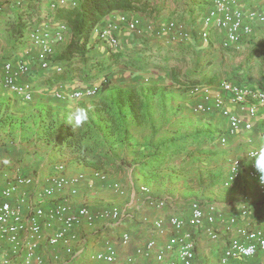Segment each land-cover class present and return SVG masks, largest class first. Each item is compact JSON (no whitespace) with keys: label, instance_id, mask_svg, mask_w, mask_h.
Masks as SVG:
<instances>
[{"label":"crops","instance_id":"obj_1","mask_svg":"<svg viewBox=\"0 0 264 264\" xmlns=\"http://www.w3.org/2000/svg\"><path fill=\"white\" fill-rule=\"evenodd\" d=\"M53 1L56 0H0V64L7 60L15 62L21 59L29 63L30 73L21 81L29 82L33 88V98L27 102L0 88V117L6 111L4 117L12 115L20 119L28 117L31 108L45 111L54 101H77L86 104L114 89H128L154 82L163 84L168 81L181 88L188 83H196L208 85L216 91L219 83L227 80L264 91V22H253L251 34L242 37L238 44L228 48L222 47L220 43L223 31L212 26L208 28V43L202 42L196 35L189 40L179 41L156 33L158 26L168 20L183 22L196 32L201 28L200 15L213 0H134L133 9L120 12L138 18L141 32H131L120 24L115 32L118 39L116 47L107 45L91 32L84 56L72 54L69 58L59 57L71 39L72 33L67 27L63 40L55 45V57L51 67L42 70L35 60L36 50L28 39L29 29L43 24L55 27L57 23H65L62 18H56L57 8H73L80 3V0H75V6L66 3L51 8L50 3ZM238 2L245 9L264 6V0ZM120 12L107 15L102 25L116 21ZM18 23L24 24L22 36L17 34ZM57 65L62 67L61 72L55 70ZM104 76L109 79V86L97 96L79 100H61L55 97L59 90L67 91L99 83ZM225 98L226 108L237 114L243 122L249 123V129L242 128L234 134H228L226 118L218 111L192 114L191 106L196 101L194 96L185 98L177 105L180 109L179 116L193 117L190 124L194 130L209 128L210 132L215 134L213 138L210 136L199 144L191 143L194 149H197L195 151L205 148L211 152L213 160L216 157L225 159L226 163H220V173L215 168L216 163L211 164L209 168L196 164L193 170H184V165L175 164L171 175L166 176L170 177V180L163 179V182L155 187L151 184L148 186L146 181L138 177L136 167L139 160L133 157V145L123 141L125 130L121 127L114 129L113 135H110L102 125L104 129L98 133L107 138V147H104V150L110 148V152L113 151L110 160H107L106 179L102 181L94 176V172H102L96 164L84 165L69 160L63 162L61 153L55 146L57 138L50 135L45 126L40 127L39 132L30 129L26 132L30 137L26 138L17 129L10 134L9 124L0 119V182L4 183L6 178L10 179L16 174L32 177L34 181L32 186L22 188L26 191L22 205L25 216L30 206L40 203L47 207L62 199L70 201L74 208L86 205L92 212L106 207H118L124 212L118 220H96L91 226L82 222L76 227L77 238L73 242L72 256H67L65 247L61 244L48 245L46 237L51 228H44L45 234L37 249V253L43 258V264H61L53 260V253H57L61 260L69 257L66 264H95L94 254L102 251L106 242L112 244L116 250V260L112 264H163V261L156 259V254L162 250L172 230L167 225L163 232H159L154 228L153 221L158 218L167 221L173 215L188 217L191 201H198L201 205L215 204L225 219L236 214L239 217L238 225H264V190L247 175V168L252 163L248 152L264 143V107L255 104V112L250 115L243 106L231 102L228 94H225ZM136 110V114L129 113L124 119L129 117L131 121L140 120V112L145 110L144 106L137 107ZM114 118L116 121L121 120L119 115ZM126 131L127 135H132L131 129ZM221 136H225L224 143L219 141ZM203 143L205 145H202ZM5 159L9 163L5 164ZM234 159L241 162V170L238 177L225 186L223 181L228 172V164ZM59 165L63 166L62 169L58 168ZM81 173L85 178L76 185L74 195L70 194L68 188L60 191L61 196L53 198L40 200L36 195L38 188L50 174L71 177ZM209 173L212 175L208 176ZM218 175L221 176L219 179ZM112 183L125 187L126 192L123 195L117 194L110 186ZM143 184L149 187L150 196L164 200L163 207L148 206V194L139 189ZM17 197H13V202ZM242 205L247 208V214L243 218L239 214ZM214 227L218 234L216 239H211L202 226L185 227L192 232L195 241V264H220L219 259L224 248L235 235L234 231H225L219 220L215 222ZM123 233L129 235L126 244L121 242ZM151 239L155 244L149 254H139L137 250L143 248ZM5 256L10 258V262L6 264H18V257L11 256L6 248L0 246V264ZM128 257L133 260L128 261ZM171 259L175 264H179L175 250H164L163 260ZM246 262L264 264V252L257 253L247 261L237 259L229 264ZM101 263L108 264L103 261Z\"/></svg>","mask_w":264,"mask_h":264},{"label":"built area","instance_id":"obj_2","mask_svg":"<svg viewBox=\"0 0 264 264\" xmlns=\"http://www.w3.org/2000/svg\"><path fill=\"white\" fill-rule=\"evenodd\" d=\"M70 4L76 5L75 0H56L50 3L51 8L56 5ZM253 22H264V6L260 8L245 9L240 6L238 0H213L212 4L200 15V29L193 32L192 28L183 22L168 20L165 24L159 25L156 33L167 35L172 40L186 41L196 35L202 42L210 41L209 27H215L223 31L221 46L228 48L238 44L242 37L251 34ZM123 24L129 31L140 33V20L136 17H129L126 13H118L116 21L106 22L104 25H95L92 29L99 40L107 43L111 47L118 45L115 36L116 30ZM67 26L64 22L57 23L55 27L49 24L34 26L28 31V39L36 50L35 60L42 70H48L55 57V45L63 40ZM57 72H61V66H55ZM30 73V65L24 60L15 62L7 60L0 64V88L5 89L23 101H31L33 98L32 85L22 78ZM101 90V84L95 83L85 85L72 90H59L55 93L57 99L79 100L81 98H91L96 96ZM196 96L194 111L201 114H209L218 111L227 121V133L234 134L244 128L249 129L250 124L245 123L234 112L229 111L226 106L225 94L235 104H240L252 115L255 112V104L264 107V91L255 90L246 86L231 83L223 80L219 83L218 90L213 91L208 85H195L192 89ZM79 94V95H77ZM242 107V108H243ZM219 141L225 142V136H221ZM238 162V163H237ZM62 165L58 168L62 169ZM241 162L234 159L230 162L228 172L223 185H230L239 175ZM247 175L253 179L261 190H264L258 182V176L252 167V163L247 168ZM94 176L105 181L106 176L102 172H94ZM85 178L84 174L66 177L63 175H48L43 184L38 188L36 195L40 200L54 196H61L60 191L68 188L70 194H76V185ZM34 184L32 177L16 174L12 178H6L4 183L0 182V246L6 248L11 256L18 257V264H43V258L37 253L40 241L44 236V228H51L46 241L50 246L59 244L65 247L67 256H72L73 242L77 238L76 227L82 222L91 226L96 220H118L124 212L118 207L102 208L98 212H92L88 206L81 205L74 208L73 204L66 200H56L47 207L40 203L30 206L28 214L25 216L22 210L26 191L22 188L30 187ZM112 189L119 195L124 191L117 183L110 184ZM139 189L148 194L146 203L153 208H161L165 202L150 196V189L147 185H140ZM17 199L13 202V197ZM241 218L247 214V208L242 205L239 211ZM26 219H25V218ZM239 217L234 214L228 218H223L213 203L201 205L198 201H191L189 205L188 217L170 216L167 221L158 218L153 221L154 228L163 232L167 225L171 228L172 234L164 244L162 250L156 254L158 261L163 264H175L173 259H164V250H175L179 264L194 263L195 241L192 232L186 229L189 227L202 226L211 239L218 237L214 224L216 221L222 222L225 231H234L231 238L220 256V264H229L232 260L244 259L247 261L259 252H264V225L259 227H249L246 224L238 225ZM129 240L128 233L121 235L122 244ZM155 244L154 240H148L143 248L137 250L139 254L148 255ZM55 262L66 264L67 259L61 260L57 253L52 254ZM95 264H102L101 261L112 264L116 260V250L112 244L106 242L102 251L94 254ZM132 261V257L127 258ZM10 262V258L5 256L2 264ZM135 264H147L134 262ZM246 264H250L246 262Z\"/></svg>","mask_w":264,"mask_h":264},{"label":"rangeland","instance_id":"obj_3","mask_svg":"<svg viewBox=\"0 0 264 264\" xmlns=\"http://www.w3.org/2000/svg\"><path fill=\"white\" fill-rule=\"evenodd\" d=\"M145 87L151 89L152 96H150L149 101L150 108L148 109V112L146 114H143V111L140 112V114H142L141 116L139 115L140 120H137V122L131 121L129 117L125 120L124 118L125 116L127 117L128 114L125 113L122 116V114H119L118 111H113L112 114V116L119 115V117H121V121L123 119L122 124L119 125L121 129H131L132 131V135H128V139H123V141L128 142V145H133V157H140L142 151H149V147L145 146L146 143L144 142V140L150 139V137L152 136V131L151 127H149L148 125L149 119L146 118H150L153 121L154 127L156 129V135L153 137V141H156L159 137L163 138L171 134H188L193 130V127L190 124V122H193V117H191L190 115H188L187 117H183V115L179 116L180 109L177 105L185 98H191L193 96L196 98V96L192 92L194 86H191L189 88H181L180 86H177V84L173 85L171 83H168L167 81L163 84L154 82L150 83L149 85H135L128 89L140 90ZM99 100L100 99L97 98L95 100H91L90 103L86 104H82L81 102L77 103V101H74L72 103L54 101L45 111L39 110L37 108H31L29 109L30 114L28 117H22L19 119L18 116L16 117L8 115L1 118V120H5L9 124L10 134L17 129L21 133H23L26 138H28L30 137V135H28L26 132H28L30 129H33L34 132H36V130H38L39 132L40 127L45 126L46 131L58 140L60 138V135L69 130H72L71 126L66 124V120L69 114L77 107L86 108L88 110L89 119L88 122L83 127H81V129L83 128V130H87L88 134L82 140L80 145H84L85 148H87V146L90 147V152H94V154L96 153V155L94 156H99L100 158L96 160L95 157H92L93 160L83 159L86 163H78L84 165L96 164L98 168L101 169L102 173L107 175L108 161L110 160L109 157L113 155V151L110 152V148L104 150V147H107V138L100 136L98 133L103 130L102 125L104 121H108L110 117L104 112L97 114V112L95 111L93 103L96 104L99 102ZM193 106L194 103L191 106V113L197 114V112L194 111ZM127 110L128 107L125 105L123 111L127 112ZM143 115H146L147 117L142 118ZM147 120L148 124L146 122ZM97 124H99V126ZM111 140H113V138H111ZM202 145H205V143H203ZM195 150L197 149H194V145H189V147H187L182 153L169 159L167 163L163 167H161L160 172L164 173L166 176L168 174L171 175V171H173V167L175 166V164L184 165V170H193L196 164L209 168L211 164L216 163L215 168H217L216 170L220 173V171L222 170L220 167V163L223 162L224 164V158L222 159L220 157H216V159L213 160V154H211V152L207 151L205 148H201V151ZM58 151L61 153L60 156L62 158V161H76L73 159L74 156L69 152V150L58 148ZM229 165L230 164H228V167ZM210 175L212 174L209 173L208 176ZM220 177V175L217 176L218 179ZM166 179L170 180V177H165L164 180ZM159 183L160 182H155L152 184V186L155 187L157 185H160ZM147 185L149 186V184ZM120 187L125 193L126 188L122 187L121 185Z\"/></svg>","mask_w":264,"mask_h":264},{"label":"trees","instance_id":"obj_4","mask_svg":"<svg viewBox=\"0 0 264 264\" xmlns=\"http://www.w3.org/2000/svg\"><path fill=\"white\" fill-rule=\"evenodd\" d=\"M133 1L134 0H80L79 6L67 9L57 8L56 18L65 20L67 27L70 28L72 33L66 49L59 57L69 58L72 54L84 56L86 44L93 27L102 24L103 19L111 13L133 9ZM23 25L24 24L18 23V36L23 35ZM99 83L101 84V90L98 94L109 86V79L104 76ZM195 85L196 83H188L185 87L189 88ZM151 92V89L145 87L140 90L114 89L105 95H100L99 98L97 94L96 96L100 100L96 104L93 103L95 111L97 114L104 112L110 117L108 121L103 123L105 127V129H103L107 131L108 134L113 135L114 129L122 124L123 119L122 121H116L114 116H112L113 111H118L122 116L125 113L136 114V108L144 106L146 109L143 111V114H146L150 108L149 101L150 96H152ZM142 102L145 104L143 105ZM125 105L128 107L127 112L123 111ZM4 113L7 114L6 111H4ZM4 113H2L0 119L4 117ZM143 117L147 116L143 115L142 118ZM146 119H149V124L148 120L146 122L149 127H151L152 136L150 139L144 140L146 143L145 146L149 147V151H142L141 156L137 157L139 161L136 170L138 177L151 185L155 182H161L166 177L160 170L169 159L182 153L192 143L199 144L200 142L206 141L210 136L213 138L215 135L210 132L209 128H196L188 134H171L163 138L159 137L156 141H153V137L156 135V129L153 121L150 118ZM97 125L99 126V124ZM123 130H125L123 131V139L127 140L128 132L125 128ZM87 134L88 131L83 130V128H78L75 131L69 130L60 135V138L55 142V146L59 149L69 150V152L73 154L74 160L84 163L85 159H92V157L96 155V153L90 152V147L87 146V148H85L84 145H80ZM96 158L98 159L99 156H96L95 160Z\"/></svg>","mask_w":264,"mask_h":264},{"label":"clouds","instance_id":"obj_5","mask_svg":"<svg viewBox=\"0 0 264 264\" xmlns=\"http://www.w3.org/2000/svg\"><path fill=\"white\" fill-rule=\"evenodd\" d=\"M88 119V110L83 107H77L67 117L66 124L71 126L72 130L75 131V129L83 127L88 122ZM247 155L257 173L258 182L264 186V143L250 150ZM4 163L7 164L9 161L5 159Z\"/></svg>","mask_w":264,"mask_h":264}]
</instances>
